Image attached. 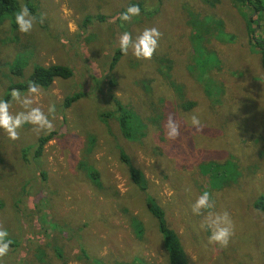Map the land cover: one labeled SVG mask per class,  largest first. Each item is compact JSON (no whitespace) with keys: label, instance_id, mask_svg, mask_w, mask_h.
Returning a JSON list of instances; mask_svg holds the SVG:
<instances>
[{"label":"rangeland","instance_id":"1","mask_svg":"<svg viewBox=\"0 0 264 264\" xmlns=\"http://www.w3.org/2000/svg\"><path fill=\"white\" fill-rule=\"evenodd\" d=\"M131 1L140 14L122 21ZM16 2L0 19V99L11 100L13 88L26 94L17 85L35 66L63 65L71 75L42 87L33 105L45 113L50 104L56 108L55 134L41 154L34 148L44 134L35 135L31 125L18 130V140L0 129V228L12 241L0 264H95V258L168 264L147 201L164 211L190 263L264 264V210L255 207L264 196V67L247 32L249 6L241 0ZM22 3L38 20L46 14L29 34L15 22ZM146 27L162 33L152 59L138 60L130 50L111 65L120 34L135 38ZM21 110L12 103L11 112ZM121 113L136 116L130 123L136 139L122 135ZM169 113L180 122L176 140L164 126ZM193 114L199 130L190 124ZM121 153L137 168L141 187ZM204 191L215 202L212 211H227L234 223L226 248L208 244L210 231L199 227L203 216L191 211ZM65 229L76 236L68 239Z\"/></svg>","mask_w":264,"mask_h":264},{"label":"clouds","instance_id":"2","mask_svg":"<svg viewBox=\"0 0 264 264\" xmlns=\"http://www.w3.org/2000/svg\"><path fill=\"white\" fill-rule=\"evenodd\" d=\"M139 5H129L127 10L120 14V19L130 22L132 17L139 16ZM46 14L41 13L39 20L33 15L27 5L21 4L19 11L15 14V22L18 30L22 34L32 32L37 22L43 23ZM5 27H9L6 23ZM162 33L156 27H146L142 32L133 38L132 33L125 31L119 36V49L123 55H128L131 50L132 55L138 60H151L157 48ZM42 86L35 81L28 82L26 94H22L20 89H11V100L0 99V129H2L11 140L20 138L19 129L24 125H31V131L39 136L41 133L48 135L55 131L53 120L55 118V104H50L47 113L38 106H33L38 102L37 98L41 95ZM15 102L22 109L15 113L11 112L12 103ZM52 117L50 119L49 117ZM190 124L193 128H201V120L198 115L190 117ZM167 137L176 140L180 135V122L169 113L165 121ZM193 215L203 216L200 222L201 230L210 231L208 244H216L221 248L229 245L231 237L234 235V223L227 211L214 212L215 202L211 199V194L204 191L199 194L195 201L190 205ZM7 230L0 228V260L5 257L12 241L7 239Z\"/></svg>","mask_w":264,"mask_h":264},{"label":"trees","instance_id":"3","mask_svg":"<svg viewBox=\"0 0 264 264\" xmlns=\"http://www.w3.org/2000/svg\"><path fill=\"white\" fill-rule=\"evenodd\" d=\"M241 2L243 4L248 5L250 8L248 15L245 17V20L247 21V32L249 34V37H250L249 40L251 41V43L255 45L256 47H258L259 49V52L261 55L260 62L262 66L264 67V40H259L255 37L257 28L258 27L260 28V25H262L263 23V22L260 23V21H258L259 20L258 17L264 14L262 13L264 12V0H241ZM129 5H137V4L135 3V1H131L126 5V8H128ZM16 9H17L16 0H0V19L3 18L10 11H15ZM122 10H124V8ZM253 13H257V16L252 17L251 15ZM263 18L264 16L262 17V19ZM121 54L122 53L120 50H117L114 53L113 61H111V65H113L117 61V59L121 56ZM70 75H71V71L63 65L51 64L48 66H35L31 75L29 76L28 81L25 82L24 84L17 85V87L28 88L29 81H35L42 87H48L52 84L55 78L69 77ZM81 95L82 94L80 93V94H75L71 97H68L66 99V104L80 97ZM8 97L9 95H6L4 100H7ZM117 117H118V123H119V127H120L122 135L128 139H133V140L136 139V137L131 134L132 130L130 128V123L132 120H134L136 124L137 122L136 116L133 113L132 114L131 113H128V114L121 113ZM54 134L55 132L53 131L48 135L44 134L38 138L35 144V148H34V152L36 155L41 154L44 145L51 138H53ZM121 158L129 166V172H130L132 179L134 180V183L138 187H141L142 186L141 175L139 178V173H138L137 168H135L130 163L127 155H125L124 153H121ZM213 163L214 162H210V164L212 165L221 166L218 163L216 164H213ZM202 167H203V171H205V164H203ZM146 207L148 211L150 212V215L155 219L156 226L163 238V247L167 254L166 255L167 263L168 264H192L188 260V257L186 253L184 252V249L181 246V243H180V240H179V237L176 231L169 227L166 221V218H165L164 211L161 209V207L157 205L156 203H154L153 201H147ZM255 207L258 209L264 210V196L261 197L260 200L255 203ZM132 219L136 220L137 218L134 217ZM87 225H88L87 223H82L81 225L82 229H85ZM52 226L54 227V225ZM65 234L68 239H71L72 237L76 236V232L68 231L67 229H65ZM79 246H80L79 251L84 252V250H86L87 246H85L84 244H79ZM101 261H102L101 259L95 258L93 260V263L100 264Z\"/></svg>","mask_w":264,"mask_h":264}]
</instances>
